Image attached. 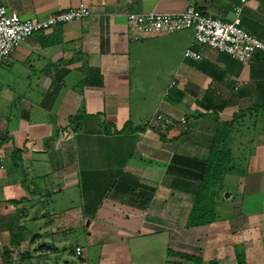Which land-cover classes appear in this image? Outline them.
Masks as SVG:
<instances>
[{
	"label": "crops",
	"instance_id": "obj_1",
	"mask_svg": "<svg viewBox=\"0 0 264 264\" xmlns=\"http://www.w3.org/2000/svg\"><path fill=\"white\" fill-rule=\"evenodd\" d=\"M80 1L90 15L29 35L0 63V261L3 247L26 264L59 250L36 241L86 220L106 255L99 264H131L121 245L129 237L163 240L161 264L167 248L201 264H264V52L242 63L196 44L201 58L190 59L191 27L133 37L126 18L192 5L231 19L242 4L241 24L264 40V0L0 3L41 18ZM156 89L162 99L146 108ZM218 127L230 156L216 218L188 226L197 179L185 158L168 166L174 154L205 159Z\"/></svg>",
	"mask_w": 264,
	"mask_h": 264
},
{
	"label": "built area",
	"instance_id": "obj_2",
	"mask_svg": "<svg viewBox=\"0 0 264 264\" xmlns=\"http://www.w3.org/2000/svg\"><path fill=\"white\" fill-rule=\"evenodd\" d=\"M241 9L242 4L235 5L231 19H223L192 5L177 12L154 9L130 11L126 14V18L133 37L173 32L191 27L193 38L184 51V56L187 58H201L200 52L194 48L196 44H199L226 53L242 63H247L255 53L264 52V40L249 32L241 24ZM90 13V7L80 1L67 8L52 11L45 17L30 18L22 17L15 11H9L5 5L0 3V63L29 35L58 24L80 19ZM174 83L175 81L172 80L169 87ZM165 93H168V89ZM156 119L165 123L174 122L162 112L156 113ZM180 121L184 122L185 118L181 117ZM81 253V248L77 247L75 254L79 256Z\"/></svg>",
	"mask_w": 264,
	"mask_h": 264
},
{
	"label": "trees",
	"instance_id": "obj_3",
	"mask_svg": "<svg viewBox=\"0 0 264 264\" xmlns=\"http://www.w3.org/2000/svg\"><path fill=\"white\" fill-rule=\"evenodd\" d=\"M224 128L218 127L214 133L209 146V152L205 159H192L174 154L168 169L178 168L181 160L185 158L187 168H192L197 179V185L194 190L193 202L187 217L188 226L208 223L216 218V203L220 194L221 181L223 174L228 170L229 148L223 141ZM195 171V172H194ZM20 227V226H19ZM19 229L12 231L13 236H18ZM14 243V241H12ZM17 243V241H15ZM15 244V243H14ZM18 244V243H17ZM72 245L70 248L74 250ZM25 258V257H24ZM82 260V255H80ZM201 256L185 251L167 248L165 264H201ZM0 264H15L11 250L3 247ZM31 264V263H29ZM208 264H217L211 260Z\"/></svg>",
	"mask_w": 264,
	"mask_h": 264
},
{
	"label": "rangeland",
	"instance_id": "obj_4",
	"mask_svg": "<svg viewBox=\"0 0 264 264\" xmlns=\"http://www.w3.org/2000/svg\"><path fill=\"white\" fill-rule=\"evenodd\" d=\"M4 70L5 65L1 64L0 80ZM158 92L159 93H157L156 89L155 95L148 97V103L145 104L146 108H149L152 103L156 105V103L162 99L163 90L160 89ZM227 189L231 190L232 187H228ZM236 198L237 197H235L234 200H236ZM36 227L37 230L39 227L38 225H36ZM61 227L65 228V226ZM62 235H65L66 238L62 239ZM56 236L58 239L52 240H50L48 237H40V239L36 241V244L39 246L42 244H51L53 242V244L55 243L58 245L57 247L60 248L59 250H51L47 254H42L43 256H30L27 258V260H30L32 264H81L79 259L80 255L78 256L75 254L77 245L74 247V250L70 248L75 244L82 245L88 251V260L90 261V264H99V260H102L103 257H106V255L104 256L100 253L101 244L99 241V234L95 230H92L90 227H88L86 220L70 225L68 228H66L65 233L59 230ZM62 243L66 244V248H61L60 245H62ZM122 244L125 245L129 250L128 259L130 260L131 264H161L162 259L164 258L163 240H154L150 242V240H147L146 238L129 237L123 240V242H121V245ZM136 249H139V251L136 252ZM12 258L15 264H26V261H23L24 257L20 256L18 253L12 255ZM104 260V262L107 263V258H104Z\"/></svg>",
	"mask_w": 264,
	"mask_h": 264
}]
</instances>
